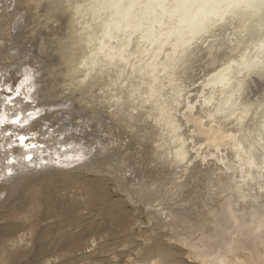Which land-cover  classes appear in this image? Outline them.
Segmentation results:
<instances>
[{"label": "rangeland", "instance_id": "rangeland-1", "mask_svg": "<svg viewBox=\"0 0 264 264\" xmlns=\"http://www.w3.org/2000/svg\"><path fill=\"white\" fill-rule=\"evenodd\" d=\"M185 1L0 0L2 81L16 88L26 73L35 79L33 111L17 106L13 113L34 112L23 133L28 138L47 126L61 133L59 142L52 143L63 155H52L66 160L65 166L45 165L0 185V264L242 262L241 252H227L231 233L216 231L208 206L205 223H200L192 210L193 189L180 194L177 186H202L212 200L218 186L205 183L219 169L232 175V187L241 185L238 175L259 185L257 173L264 168V133L258 130L264 126V0H258L261 16L249 19L252 9L246 4L256 0L236 9L238 0H190L196 20L189 26L192 35L202 32L199 39L186 29L190 21L183 24ZM243 61L255 66L245 68ZM222 72L220 81H212ZM239 81H245L242 92L226 95ZM135 88L140 92L134 93ZM224 94L228 98L216 104L215 98ZM150 100L174 102L162 116L169 113L172 127L158 125L156 131L145 128L151 124L146 120L136 131ZM214 106L222 111L204 129L213 125L232 135L241 121L248 156L244 168H238L230 144L214 150L188 124L198 115H212ZM176 131L180 153L174 156ZM164 146L170 152L165 163L160 157ZM168 165L171 172H166ZM198 165L204 167L196 174ZM245 171L250 172L246 178ZM214 252L218 260L211 258Z\"/></svg>", "mask_w": 264, "mask_h": 264}, {"label": "bare ground", "instance_id": "bare-ground-1", "mask_svg": "<svg viewBox=\"0 0 264 264\" xmlns=\"http://www.w3.org/2000/svg\"><path fill=\"white\" fill-rule=\"evenodd\" d=\"M246 1L247 0H238V4L235 3L237 6L235 5L234 9H236V7H239V8L243 7L245 5ZM260 1L256 0L255 3L253 2L254 3L253 5L256 4L255 6H253L251 3L246 4V7L251 6V9H252L251 17L247 16L246 19L252 18L256 14L258 15L257 18L259 16H261L260 12H262L261 10H263V9L259 7L260 3H258V2H260ZM177 2L179 3V0H177ZM183 8H185V11H188V13H184V15H183V18L186 19V22H183V24L185 23V25H186L187 21H190L189 24L186 25V29L188 30L189 34L192 35L193 34V28L189 25H193L192 23L196 20V18L191 19V17H193L194 14L192 13L190 0L185 1V6H183ZM253 8H255L256 10L258 9L256 11V13H255ZM232 9L233 8H231V11H232ZM185 11H183V12H185ZM237 11L238 10H235L233 12L237 13ZM123 16H124L123 20L124 21L127 20L128 13H126V12L124 13V11H123ZM181 20H182V18H181ZM252 20H256V19H252ZM181 23L182 22H180V24ZM245 24L243 27L248 26ZM250 26L251 25H249L248 27H250ZM103 29H104V27H103ZM105 29H106V27H105ZM207 29L208 28H206L205 30H207ZM201 33L192 35L193 36L192 38L199 39V36ZM202 38H204V37L202 36ZM48 43H49V41H48ZM41 47H43V46H41ZM44 48H46V47H44ZM41 50H43V48ZM44 51H45V49H44ZM247 54H249V52ZM243 62H244L243 64H244L245 68L251 69L252 67L255 66V63L254 64H251V63L246 64L245 61H243ZM163 70H164V68H163ZM222 74H223V72L221 73V75H216L217 77L214 80L212 79V81H215V80L220 81V79L223 78ZM249 75L250 74L244 75V76L248 77ZM31 76L32 75H30V73L24 74L23 79L21 80L18 87H16V88H12L11 85L4 82V80L2 81V79H4L5 76L4 77H3V75L0 76V185H7V183L9 184V181H11L12 178L18 179L19 177H22V175H26L28 172L30 175V174L36 172L37 169H40L41 167H45V165L46 166L50 165L53 167L54 166H60V165H63V166L66 165V160L64 161L60 158H59L60 159L59 160L58 157L53 158V155H52V153L54 154L55 152H56V154L60 153L59 152L60 148L59 149L56 148L54 143H52V142L53 141L59 142V138L61 137V135H60L61 133H55V131L53 129L50 130L49 126H47V128L44 127L45 130L43 132H39L37 134H29L32 136H30L28 138V137H26V135H28V134H23V133H25V131L30 128V126H29L30 121L31 120L33 121V119H34L33 116H35L34 112H33V114L30 113V114L26 115L27 110L22 111V109H19L20 112H18L17 114L13 113V110L15 108H17V106H19V108L20 107L25 108V109L29 108L30 110L33 111V106H32L33 102L31 103V99L34 96L33 95L34 93H32L33 92L32 88H35L33 86V85H35V82H34L35 79L33 76L32 77ZM66 76H67V74H66ZM254 78L255 77H253V80H257ZM244 82L239 81L237 83L236 87H234L235 89L232 90L229 88L228 91L225 92V94L231 96L234 93L242 92ZM222 85H224V83ZM153 88H155V87H153ZM153 88L151 87V88H148L146 90V91H148L147 96L150 95L149 91H150V89H153ZM137 90L140 92L139 89L135 88L133 90L134 93ZM224 95L223 96L221 95V97L219 96V97L215 98V99H217L216 104H218V103L220 104V101L222 99L225 100L228 98V97L226 98V95L225 96ZM211 100L212 99H205V103L206 104L211 103L212 102ZM150 101H151L150 102L151 105L148 107L147 114H154L155 113L157 116L156 115H153V116L149 115L150 117L148 116V118H150V119L146 118L147 114L146 115L144 114V117L141 116V118H139V120L137 119L138 122L141 123V125H139L137 127L136 131L142 130V128L146 124V123L144 124L143 122H145L146 120H151V124L149 126H146L145 128H151V129L155 130L156 129L155 127L158 125H162L165 128L172 127L174 121L170 118L171 116L169 115V113L166 115L167 116L166 119H165L166 116L165 117H162V116L166 111H170L169 108H172V105L174 102H170L167 104H161V103L154 102L153 100H150ZM193 108H194V105L192 104L191 107H189V106L187 107L186 111L188 112L189 110H192ZM176 109H177V107H176ZM185 109H186V107H185ZM221 111H222V109H220L218 106H214V111H212V113H213L212 115L208 114L207 117H205L206 115L203 116L204 114L198 115V117H196L197 119H195V120L189 119L190 121L188 122V124L191 126L192 129L193 128H196L195 130L198 129L199 132H197V133L199 135H201V137L202 136L204 137V141L206 142V145H208V146L210 145L214 150H220V148L223 145L227 146L230 144V147L232 148L230 151L233 153V155L238 160V163H237L238 168H240V169L244 168V166L248 163V156H247V151L245 150L247 141L245 139V134L240 127L241 121L237 123V128H236L237 130L233 131L232 135L229 134V132L227 130H223V128H221V127L215 128V127H213V125L207 127V129H204L205 126H208V125H210L211 122H214V119H216L215 114L219 113ZM24 112H25V116H21L20 114L24 113ZM207 113H209V112H207ZM189 114H187V115H189ZM127 118H128V116H127ZM202 118H210V120L206 121V120H203ZM129 119L134 120L135 117H133L131 115ZM185 120H187V119H185ZM32 123H34V122H32ZM204 124H206V125H204ZM216 125L219 126L218 124H216ZM44 126H46V124ZM262 127H263L262 129H258V130H260L261 133H264V126H262ZM83 129L84 128H81V131L85 133V131H84L85 129L84 130ZM71 130H73V129H71ZM156 131H157V129H156ZM257 132H259V131H257ZM217 135H219V136H217ZM179 136H180L179 131H176V132H174L173 139L171 140L172 154L175 151L174 156H177L178 153H180V152H178V150L180 148V146H179L180 143H178L179 139H180ZM239 136H241V138ZM167 138H168V136H167ZM68 139L69 138H67V140ZM249 139H250V137H249ZM163 145H165V144H163ZM260 148H262V147H260ZM104 150L106 151L105 147L99 149L98 151L101 152V154H104L105 153ZM154 150H156V149H154ZM221 150H223V149H221ZM263 154H264V150L262 151V158L264 161V155ZM61 155H63V154H60V155L57 154V156H61ZM169 155H170V152H168L166 147L164 146L163 151H162V156H160L163 159L162 162L164 161L163 163H165V161L168 159L167 157ZM77 160H79V159H77ZM173 162L174 161L172 160L171 163H173ZM224 164L226 165V167H228L230 165V162H225ZM186 166L184 167L185 169H186ZM200 167H201V165H198L197 169H194L196 174H199V170L204 166H202L201 168ZM167 168H168V170H167ZM167 168H166V172H171V165H168ZM194 168H196V166ZM190 170H192V169H190ZM218 171H219V174L216 173L217 174L216 176L215 175L209 176V178H211L209 183L204 182L206 185L217 184V186H218V190L216 191V196L214 198H211L212 200H208V198L206 196L207 194L205 193V189L202 186H200V187L196 186L195 187V184L188 183L185 185V186H187L186 188H184L185 187L184 185L183 186L178 185L177 187L179 189L182 187L181 190L178 191V193L182 194L183 192H187L188 190L193 189L194 196L196 195L197 197L195 198V203L192 202V205L194 206V209H192V210L195 213V217H200L198 219L200 223H205V218H203V217H204V214H206L205 213L206 211H204L205 210L204 208H205V206H208L207 210L210 212V214L213 215V218L215 219V221L214 220L213 221L217 225L216 231H219L220 233L222 232V234L228 233V232L231 233V235L228 236L230 239H229V243L226 246L227 252L238 251V252H241L242 255H244V256H242L243 259H242V262H240V264H264V168H262V170H260L257 173V179H258L259 185H258V183L255 184L254 182L248 183L247 180L242 179L243 178V177H241L242 175H238L240 177V181L237 183L241 184V185H238V188H237V186H236V188L231 186V179H230L232 176L231 174L224 172L223 170L221 171V169H219ZM235 172H238V171L236 170ZM249 173H250L249 171H247V172L245 171V178L247 177V175ZM222 177H224V178H222ZM256 185H258L257 188L255 187ZM239 187L243 190L240 191ZM209 193H210V191H209ZM183 213L185 214V210L183 211ZM216 231H213V232L215 233ZM214 233L212 235H214ZM209 239L210 238H208V241H210ZM203 250H204V248L201 250L202 252L199 250L200 251L199 254L203 253L204 252ZM211 258L218 260L220 258V256L218 255V253L216 254V252H214V253H212ZM224 263H226V261H224Z\"/></svg>", "mask_w": 264, "mask_h": 264}]
</instances>
